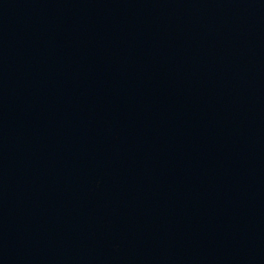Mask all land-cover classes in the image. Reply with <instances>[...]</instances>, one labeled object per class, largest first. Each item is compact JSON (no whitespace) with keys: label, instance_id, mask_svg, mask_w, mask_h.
Segmentation results:
<instances>
[{"label":"water","instance_id":"1","mask_svg":"<svg viewBox=\"0 0 264 264\" xmlns=\"http://www.w3.org/2000/svg\"><path fill=\"white\" fill-rule=\"evenodd\" d=\"M0 264H264V0H0Z\"/></svg>","mask_w":264,"mask_h":264}]
</instances>
